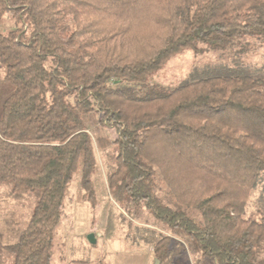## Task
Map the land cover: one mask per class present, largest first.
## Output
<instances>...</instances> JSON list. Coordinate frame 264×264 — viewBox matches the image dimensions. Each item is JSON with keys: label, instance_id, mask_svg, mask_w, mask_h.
<instances>
[{"label": "trees", "instance_id": "obj_1", "mask_svg": "<svg viewBox=\"0 0 264 264\" xmlns=\"http://www.w3.org/2000/svg\"><path fill=\"white\" fill-rule=\"evenodd\" d=\"M6 22L0 185L33 204L16 240L0 237L12 264H51L79 170L94 199L96 126L116 132L107 182L121 204L216 264H264V0H0ZM198 45L229 63L146 84Z\"/></svg>", "mask_w": 264, "mask_h": 264}, {"label": "rangeland", "instance_id": "obj_2", "mask_svg": "<svg viewBox=\"0 0 264 264\" xmlns=\"http://www.w3.org/2000/svg\"><path fill=\"white\" fill-rule=\"evenodd\" d=\"M11 29L9 22L0 23V31L6 33ZM198 49H202L199 54L186 49L174 56L162 69L150 75L146 84L175 88L195 69L229 63L227 53L203 45H198ZM12 92L0 60V117L3 103ZM90 131L95 138L98 160L91 179L94 199H87L79 170L70 184L62 219L55 231L51 264H155L159 260L154 248L164 237L170 240L172 264H216L204 258L185 236L162 226L144 208L120 203L107 182L109 168L114 164L115 149L111 143L116 132L99 126ZM32 206L28 200L16 198L9 188L0 185L2 245L16 240L29 220ZM91 235L94 241L89 239ZM12 260L9 254L0 252V264H12Z\"/></svg>", "mask_w": 264, "mask_h": 264}, {"label": "water", "instance_id": "obj_3", "mask_svg": "<svg viewBox=\"0 0 264 264\" xmlns=\"http://www.w3.org/2000/svg\"><path fill=\"white\" fill-rule=\"evenodd\" d=\"M89 239L92 241H94V235H91V236H89ZM155 264H159V261H156V263Z\"/></svg>", "mask_w": 264, "mask_h": 264}]
</instances>
